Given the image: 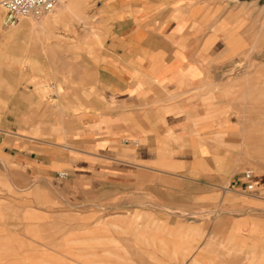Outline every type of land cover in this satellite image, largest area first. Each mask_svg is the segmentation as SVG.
<instances>
[{"label": "crops", "instance_id": "1", "mask_svg": "<svg viewBox=\"0 0 264 264\" xmlns=\"http://www.w3.org/2000/svg\"><path fill=\"white\" fill-rule=\"evenodd\" d=\"M259 2L64 0L14 28L0 7V158L36 184L0 198V264H264V181L216 192L240 139L217 88Z\"/></svg>", "mask_w": 264, "mask_h": 264}, {"label": "rangeland", "instance_id": "2", "mask_svg": "<svg viewBox=\"0 0 264 264\" xmlns=\"http://www.w3.org/2000/svg\"><path fill=\"white\" fill-rule=\"evenodd\" d=\"M259 1V6L255 7V11L258 12L256 26L259 27L256 45L225 68L222 76V83L225 85L223 89L217 88L220 98L222 96L229 102L230 124L229 131L226 132L231 134V138H240L229 142V171L226 174L228 181L224 188H218L216 191L229 204H236L237 199L242 195L248 196L255 193L245 192L243 183L245 172L252 171L255 176L259 175L262 182L264 181V0ZM51 15L53 14L49 16ZM53 81L47 78L35 84V91L41 101L47 103V106L57 108L59 100H53L52 95L57 94L60 97L61 86L51 88L50 84ZM13 165L12 159L0 158V166H5L7 171L5 174L0 173V198L28 196V193L36 187V184L28 189L16 187L13 180L19 174L8 172ZM234 183L237 185L234 186ZM5 208L8 211V205ZM0 211H4L3 205H0Z\"/></svg>", "mask_w": 264, "mask_h": 264}, {"label": "built area", "instance_id": "3", "mask_svg": "<svg viewBox=\"0 0 264 264\" xmlns=\"http://www.w3.org/2000/svg\"><path fill=\"white\" fill-rule=\"evenodd\" d=\"M61 0H0V7L5 12L4 24L7 28L16 27L22 20L54 14ZM68 177L67 173H59L58 178L63 180ZM245 192H256L255 174L247 171L243 176ZM234 186L237 184L234 183Z\"/></svg>", "mask_w": 264, "mask_h": 264}, {"label": "bare ground", "instance_id": "4", "mask_svg": "<svg viewBox=\"0 0 264 264\" xmlns=\"http://www.w3.org/2000/svg\"><path fill=\"white\" fill-rule=\"evenodd\" d=\"M63 2H64V1L61 0L60 3L58 4V6L62 5ZM65 3H66V2H65ZM58 6H57V9H58ZM63 6H65V5H63ZM65 7H66V6H65ZM207 249H208V248H207Z\"/></svg>", "mask_w": 264, "mask_h": 264}]
</instances>
